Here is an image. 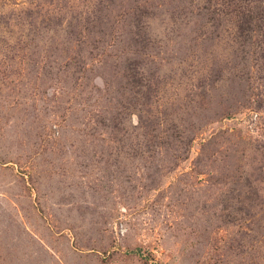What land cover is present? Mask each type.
<instances>
[{"label": "rangeland", "instance_id": "1", "mask_svg": "<svg viewBox=\"0 0 264 264\" xmlns=\"http://www.w3.org/2000/svg\"><path fill=\"white\" fill-rule=\"evenodd\" d=\"M225 2L0 0V264H264V0Z\"/></svg>", "mask_w": 264, "mask_h": 264}, {"label": "trees", "instance_id": "2", "mask_svg": "<svg viewBox=\"0 0 264 264\" xmlns=\"http://www.w3.org/2000/svg\"><path fill=\"white\" fill-rule=\"evenodd\" d=\"M224 3V12L233 17L232 26L239 34H245L248 39L252 38V35L259 33L260 22V0H252L253 3L247 2L248 0H226ZM210 3V0H208ZM250 33V34H249ZM264 56V49H263Z\"/></svg>", "mask_w": 264, "mask_h": 264}]
</instances>
